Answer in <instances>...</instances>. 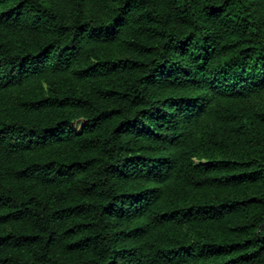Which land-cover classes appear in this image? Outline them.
<instances>
[{
    "label": "trees",
    "instance_id": "obj_1",
    "mask_svg": "<svg viewBox=\"0 0 264 264\" xmlns=\"http://www.w3.org/2000/svg\"><path fill=\"white\" fill-rule=\"evenodd\" d=\"M263 94L264 0H0V264H264Z\"/></svg>",
    "mask_w": 264,
    "mask_h": 264
},
{
    "label": "rangeland",
    "instance_id": "obj_2",
    "mask_svg": "<svg viewBox=\"0 0 264 264\" xmlns=\"http://www.w3.org/2000/svg\"><path fill=\"white\" fill-rule=\"evenodd\" d=\"M248 106L257 108V109H264V94L260 97H255V98L250 99L248 101Z\"/></svg>",
    "mask_w": 264,
    "mask_h": 264
},
{
    "label": "bare ground",
    "instance_id": "obj_3",
    "mask_svg": "<svg viewBox=\"0 0 264 264\" xmlns=\"http://www.w3.org/2000/svg\"><path fill=\"white\" fill-rule=\"evenodd\" d=\"M76 126H77V127H80L81 125L78 123V124H76Z\"/></svg>",
    "mask_w": 264,
    "mask_h": 264
}]
</instances>
